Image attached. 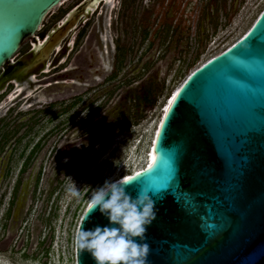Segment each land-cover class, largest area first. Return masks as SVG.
I'll return each instance as SVG.
<instances>
[{"label":"rangeland","instance_id":"1","mask_svg":"<svg viewBox=\"0 0 264 264\" xmlns=\"http://www.w3.org/2000/svg\"><path fill=\"white\" fill-rule=\"evenodd\" d=\"M76 1L51 11L35 38L57 28V18ZM108 5L100 19L91 17L62 65L32 79L42 82H20L27 98L12 103L13 92L6 100L0 94L4 264H75L73 236L92 190L143 166L166 98L242 38L264 10V0ZM101 42L103 51L110 44L111 56L102 54ZM72 182L79 199L67 192Z\"/></svg>","mask_w":264,"mask_h":264},{"label":"water","instance_id":"2","mask_svg":"<svg viewBox=\"0 0 264 264\" xmlns=\"http://www.w3.org/2000/svg\"><path fill=\"white\" fill-rule=\"evenodd\" d=\"M63 2L0 0V70ZM69 29L68 21L37 53L32 47L21 69L51 54ZM150 166L125 181L133 198L140 187L156 193V218L144 240L134 238L149 245L147 264H264V10L181 84ZM95 226L115 225L97 209L83 223ZM75 264L95 261L75 249Z\"/></svg>","mask_w":264,"mask_h":264},{"label":"clouds","instance_id":"3","mask_svg":"<svg viewBox=\"0 0 264 264\" xmlns=\"http://www.w3.org/2000/svg\"><path fill=\"white\" fill-rule=\"evenodd\" d=\"M127 186L121 179L105 180L102 186L92 190L88 211L74 233L73 245L77 252L90 253L95 264H147L150 247L134 238L144 240L146 226L156 218L155 201L151 198L156 193L140 187L133 198L126 191ZM67 192L72 198H80V190L73 182ZM97 209L115 226L85 230L83 223Z\"/></svg>","mask_w":264,"mask_h":264},{"label":"flooded vegetation","instance_id":"4","mask_svg":"<svg viewBox=\"0 0 264 264\" xmlns=\"http://www.w3.org/2000/svg\"><path fill=\"white\" fill-rule=\"evenodd\" d=\"M111 2H113V0ZM148 3L151 5V2H148ZM108 4L109 3H106L105 0H100L99 1V4H98V7L90 15H88V13L85 12V10H83L84 7H85V5H86L85 4V0H78L76 2H72L69 5H67V7L64 10V12H62V14L55 21L54 26H56L66 15H68L69 13H72V15L70 17V20H69L70 29H69L67 35L61 40V45H62L61 51L60 52H57V51H55V48H54V51L49 56V60L51 61L52 66H53V67H51L50 70L57 69L60 65H62L67 60V58L70 55V52L72 51V48H73V45L75 43V40H76L77 36L80 35L81 31L84 28H87L89 26V22L91 21V17L93 15L95 16V18H99L100 19V17L103 15L104 8H106L103 5L110 7ZM105 27H107V24L105 25ZM72 34L74 36V39H73L74 41H73V44H72L71 48L69 49V51H67L66 50L67 49L66 46L68 45L69 37ZM96 35H97V33H96ZM98 38L100 39V37H98ZM42 39H44V35H41L40 37H38V39L34 37V39H32L33 43L29 45V47H28V49H27V51L25 53H23L22 55H20L18 58H15V56H14L12 58V60L10 61V63L8 65L4 66L0 70V90H1L0 91V94H3L5 96V100L7 99L8 95H10L12 92H13L11 94L12 97L14 99L17 97L15 100L13 98L11 100H9V101H12V103L15 102L18 98H21V97L23 98V96L25 95V88H24V90L22 89L23 92L22 91L20 93H17L16 92V89H15L16 88L15 79L16 80H19V82H18L19 84H20V82L24 83L23 80H26L25 82H28L30 84L33 81L31 78H29L30 77V74H35V76L37 75V77L40 74H44L42 72L43 65H39V66H37L33 70H32V68H34V66L28 65V67H25L24 69L21 70V68L24 66L23 60H24V57L26 56V54L35 45L34 44L35 41L42 40ZM99 39H98V41H99ZM101 39H102V37H101ZM106 41H108L107 38H106ZM99 46H100V49L103 52L102 54H108V53L110 54L111 48H110V44L108 42H107V45H106L107 50H105V51H103V49L105 47H103L102 42L100 43ZM115 49H116V47H115ZM116 51H117V49H116ZM35 52L36 51L33 48V53H35ZM64 54H66L65 55L66 57H65L64 61L61 62L60 59H61V57ZM109 56H111V54ZM67 71L68 70H64L63 72H67ZM43 80L44 79L36 80V81H33V83H31V84H36V83L42 82ZM25 98H27V97H24L23 99H25ZM9 103H11V102H9ZM9 108L7 110H9Z\"/></svg>","mask_w":264,"mask_h":264},{"label":"bare ground","instance_id":"5","mask_svg":"<svg viewBox=\"0 0 264 264\" xmlns=\"http://www.w3.org/2000/svg\"><path fill=\"white\" fill-rule=\"evenodd\" d=\"M64 1H65V0H64ZM99 1H100V0H85V4H86V5H85V7H84L83 10H85V12H87L88 15H90V14L93 13V12L95 11V9L98 7ZM105 1H106V3H109V4H110L112 0H105ZM63 3H64V2H63ZM63 3H62V4H63ZM62 4H61V5H62ZM58 7H59V6H58ZM58 7H57V8H58ZM52 11H53V10H52ZM71 15H72V13L68 14L64 19H62V21L58 24L57 28H60V26L66 24V23L70 20ZM84 18H85V17H84ZM83 20H84V19H83ZM74 22H75V21H74ZM57 28L51 30V32H49V33L44 37V39H42V40H38V44L33 46L34 50L36 51L35 53H37L38 50H39V48H40L41 46H43V45L45 44V42H47V40L49 39V37H50V36L56 31ZM61 40H62V38H61ZM61 40L54 44L55 51H57V52H60L61 49H62ZM72 44H73V34L69 37V42H68V45L66 46L68 51H69V49L71 48ZM35 53H33V54H35ZM49 56H50V54L47 55L45 58H41L39 61H37V62H35V63H33V64H32V63L30 64L29 62H28V63H29L31 66H34V68H32V70L35 69L37 66H39V65L42 64V65H43L42 72H43V73H48V72L50 71L51 67H52V63H51V61L49 60ZM64 59H65V55H63V56L61 57V59H60L61 62H63ZM17 70H18V69H17ZM21 70H22V69H21ZM28 76H29V75H28ZM12 77H13V76H12ZM27 78H28V77H27ZM29 78H31V79H35V75H34V74H30V77H29ZM29 80H30V79H29ZM18 82H19V80H16V79H15V84H16V88H15V89H16V92H17V93H20V92L22 91V86H21ZM29 82H30V81H29ZM180 86H181V85H180ZM180 86L171 92V94L166 98L164 104H163L162 107H161V108H162V109H161V114H160L161 117L159 118V121H158V123H157V125H156V127H155V130H154V133H153V135H152L151 145H150V147H149V149H148V152H147V154H146V159H145V162H144L143 166H142L141 168H136V169H135L132 173H130V174H126V175L120 176V177L117 178L116 180L121 179L122 181L125 182L126 180H128V178H131V176H133L134 174H138V173H140V172H142V171H144V170H147V169L150 167V164H151V162H152V157H153V144H154V141H155L156 135H157V133H158V128H159V126H160L161 120H162V118H163L165 112L167 111L169 105L171 104V102H172V100H173V98H174V96H175L177 90L180 88ZM17 95H18V94H17ZM12 98H13L12 95H10L8 99L11 100ZM13 99H14V98H13ZM87 208H88V204H87Z\"/></svg>","mask_w":264,"mask_h":264},{"label":"snow or ice","instance_id":"6","mask_svg":"<svg viewBox=\"0 0 264 264\" xmlns=\"http://www.w3.org/2000/svg\"><path fill=\"white\" fill-rule=\"evenodd\" d=\"M151 167V166H150ZM128 179H131V178H128Z\"/></svg>","mask_w":264,"mask_h":264}]
</instances>
